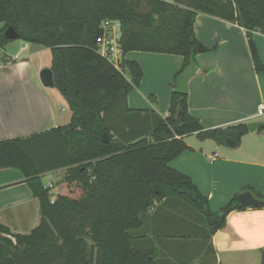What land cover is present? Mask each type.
<instances>
[{
    "label": "trees",
    "instance_id": "1",
    "mask_svg": "<svg viewBox=\"0 0 264 264\" xmlns=\"http://www.w3.org/2000/svg\"><path fill=\"white\" fill-rule=\"evenodd\" d=\"M198 13L244 27L255 69L264 74L253 38L254 31L264 33V0H0V45L10 40L4 32L13 26L24 42L48 47L55 87L71 110L66 125L0 140V169L13 167L25 174L42 213L27 233L0 222V264H162L142 232L156 203L175 197L190 204L204 215L209 238L226 225L232 211L247 208L237 193L213 211L193 179L170 165L191 148L186 135L237 147L249 131L247 123L205 129L189 111L188 94L176 91L166 117L127 104L143 70L125 54L182 55L177 81L196 62ZM106 20L120 22L119 67L100 50ZM105 131L112 135L109 142L102 140ZM63 167V187L75 183L76 190L60 189L52 198L42 175Z\"/></svg>",
    "mask_w": 264,
    "mask_h": 264
},
{
    "label": "crops",
    "instance_id": "2",
    "mask_svg": "<svg viewBox=\"0 0 264 264\" xmlns=\"http://www.w3.org/2000/svg\"><path fill=\"white\" fill-rule=\"evenodd\" d=\"M194 29L209 49L196 55L198 67L206 71L190 79V113L205 129L264 117L257 115L259 104L264 103V74L255 69L245 28L198 13ZM253 38L264 62V33L254 31ZM0 46L5 53L0 60V140L27 138L68 124L71 115L66 113V101L56 87L42 83L40 72L46 64L40 60L37 65L34 60L50 49L28 42L10 52ZM124 57L138 61L143 70L140 85L127 95L128 107L166 117L184 57L141 50L129 51ZM125 75L130 78L128 70ZM183 139L191 148L170 165L193 179L213 211L242 191L264 195V132L260 129L244 134L237 147L199 138L196 133ZM66 169L45 172L42 180ZM41 218L39 200L25 174L18 168L0 169V222L12 231L27 233ZM142 232L162 264H262L264 257V207L232 211L226 225L209 238L200 211L178 198H164L146 214Z\"/></svg>",
    "mask_w": 264,
    "mask_h": 264
},
{
    "label": "water",
    "instance_id": "3",
    "mask_svg": "<svg viewBox=\"0 0 264 264\" xmlns=\"http://www.w3.org/2000/svg\"><path fill=\"white\" fill-rule=\"evenodd\" d=\"M5 36L10 39L19 38V32L13 27L9 26L4 32ZM208 47H206L203 43H200L198 46V52L203 53L208 51ZM201 70L206 71V69H202L198 67L195 61H192L190 65H188L185 70L178 76L176 81V87L174 91L180 94H188L189 93V82L193 74L200 72ZM40 78L42 83L46 87H55L56 82L54 78V72L51 67H45L40 72ZM183 111L179 109L178 117H181ZM264 122L262 121H250L247 123L248 129L250 132L258 131ZM112 139V135L108 132L102 133V140L103 142H109ZM238 198L242 204L247 207H259L264 203V199L258 198L252 191L246 190L238 193Z\"/></svg>",
    "mask_w": 264,
    "mask_h": 264
},
{
    "label": "rangeland",
    "instance_id": "4",
    "mask_svg": "<svg viewBox=\"0 0 264 264\" xmlns=\"http://www.w3.org/2000/svg\"><path fill=\"white\" fill-rule=\"evenodd\" d=\"M3 27H4V23L0 22V29H2ZM23 43H24V41L22 39L15 38V39H10V40L4 42L2 44V46L4 45L5 49L6 50L8 49V51H9L10 49L13 50L12 47H16L17 45H21ZM2 48L3 47L0 46V60L5 55L4 50H3L4 48L3 49ZM51 59H52V54H51L50 51H47L44 55H41V57L36 58L34 60H35L37 65L39 64V62L41 60L42 62H44L46 64L45 67H50L51 66ZM56 91H58V90L56 89ZM58 93H60V92L58 91ZM66 108L68 109L66 113H70V115H71V110H70L69 106H66ZM255 120L264 122V117H260L259 119L255 118L254 120H251V121H255ZM66 171H67V169L63 170L62 172H56L54 174L46 175V176L43 177V182H44V184L46 186H48L52 182L51 183L52 186L48 187L50 189V193L52 195V198H55V195H56L57 191L60 190V189H62L65 192L69 191V190H72L73 188H74L73 189L74 191L76 190L75 189V183H72L71 185H69V187L68 186L66 188L63 187V183H64L63 179H64V176L66 174ZM262 261H263V259H262Z\"/></svg>",
    "mask_w": 264,
    "mask_h": 264
},
{
    "label": "built area",
    "instance_id": "5",
    "mask_svg": "<svg viewBox=\"0 0 264 264\" xmlns=\"http://www.w3.org/2000/svg\"><path fill=\"white\" fill-rule=\"evenodd\" d=\"M104 27L106 32L100 41L101 53L109 57L115 65L119 67L122 55L118 44V39L120 37V22L118 20H106L104 22ZM257 115H264V103L259 104ZM49 186L51 187L52 184Z\"/></svg>",
    "mask_w": 264,
    "mask_h": 264
}]
</instances>
